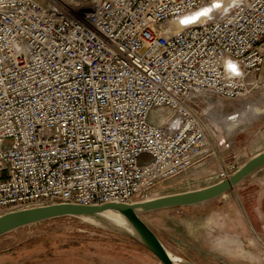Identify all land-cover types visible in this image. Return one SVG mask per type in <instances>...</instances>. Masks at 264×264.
Wrapping results in <instances>:
<instances>
[{"label": "built area", "instance_id": "built-area-1", "mask_svg": "<svg viewBox=\"0 0 264 264\" xmlns=\"http://www.w3.org/2000/svg\"><path fill=\"white\" fill-rule=\"evenodd\" d=\"M67 1L0 0V216L157 197L264 67V0Z\"/></svg>", "mask_w": 264, "mask_h": 264}, {"label": "rangeland", "instance_id": "rangeland-1", "mask_svg": "<svg viewBox=\"0 0 264 264\" xmlns=\"http://www.w3.org/2000/svg\"><path fill=\"white\" fill-rule=\"evenodd\" d=\"M40 1L61 5L69 2ZM255 80L257 86L247 96L226 99L208 95L201 99V107L207 112L212 153L200 166L159 183L155 195L216 183L211 174L227 165L240 167L264 151V67ZM257 107L260 112L254 110ZM235 112L239 115L237 121L227 127L225 119ZM171 211L168 219L160 220L156 213L149 212L140 216L177 256L197 264H264V166L211 202ZM235 233L255 258L240 255L233 242H219ZM0 264L163 263L141 243L116 230L83 220H66L28 225L0 237Z\"/></svg>", "mask_w": 264, "mask_h": 264}, {"label": "water", "instance_id": "water-1", "mask_svg": "<svg viewBox=\"0 0 264 264\" xmlns=\"http://www.w3.org/2000/svg\"><path fill=\"white\" fill-rule=\"evenodd\" d=\"M264 166V151L257 153L240 166L230 177L211 185L168 195L157 196L135 203L110 202L99 205L57 203L13 210L0 216V237L19 228L59 219L91 221L107 227L141 243L148 248L163 264H175L169 250L156 232L143 220L141 213L164 208L191 206L218 198L233 190L247 176ZM107 209L122 214L136 233L118 225L105 215ZM184 259V258H183ZM184 264H197L184 259Z\"/></svg>", "mask_w": 264, "mask_h": 264}, {"label": "bare ground", "instance_id": "bare-ground-1", "mask_svg": "<svg viewBox=\"0 0 264 264\" xmlns=\"http://www.w3.org/2000/svg\"><path fill=\"white\" fill-rule=\"evenodd\" d=\"M257 108H255L254 110L257 111V112H260V108L259 107H257ZM246 111L247 110H243L242 113H245ZM238 116H239L238 114L233 115L232 120L234 122H236ZM105 215L109 219H112L114 222H116L118 225H120V226H122V227H124V228H126L128 230H130L133 233H136L135 230L133 229L132 225L129 223V221L122 214H120L118 211L113 210V209H107L105 211ZM214 219H217V218L215 217ZM89 223H91V221H89ZM92 224H95V225H98L99 226V224H96L95 222H92ZM254 240L255 239H253L252 242H254ZM219 242L221 244H228L230 242H233V243L237 244V248H238L237 250H238V253L240 255L245 256V257H249V258H255V255H253L250 252V250H247V249H245L243 247V240L236 233L233 234V235L227 234V236L225 238H220V241ZM225 249H226V247H225ZM170 254H171V257L173 258V261L175 262V264H184V259L182 257L177 256V255H175V254H173L171 252H170Z\"/></svg>", "mask_w": 264, "mask_h": 264}, {"label": "crops", "instance_id": "crops-1", "mask_svg": "<svg viewBox=\"0 0 264 264\" xmlns=\"http://www.w3.org/2000/svg\"><path fill=\"white\" fill-rule=\"evenodd\" d=\"M238 112H235L234 113V115L235 114H237ZM232 117L233 116H228L225 120V123H226V125H227V127L228 126H231V123L230 122H234L233 120H232ZM235 123V122H234ZM185 191H188V190H185ZM179 192H183V191H179ZM173 193H178V192H171V193H166V194H162V195H168V194H173ZM162 195H160V196H162ZM216 199V198H215ZM215 199H212V200H215ZM212 200H209V201H207V202H211ZM207 202H204V203H200V204H197V205H191V206H181V207H173V208H164V209H159V210H153V211H149V213H156L157 214V216H160V220L161 219H168L171 215V213H172V211L171 210H173V209H176V208H186V207H192V206H200V205H202V204H205V203H207ZM152 227V226H151ZM152 229L154 230V228L152 227ZM155 231V230H154ZM156 232V231H155ZM157 233V232H156ZM160 237V236H159ZM161 239V238H160ZM161 241L163 242V240L161 239ZM163 244L165 245V243L163 242ZM165 247L169 250V248L165 245ZM170 251V250H169ZM171 252V251H170ZM171 253H173V252H171ZM174 254V253H173ZM176 255V254H175ZM207 259H209V257L207 258Z\"/></svg>", "mask_w": 264, "mask_h": 264}, {"label": "trees", "instance_id": "trees-1", "mask_svg": "<svg viewBox=\"0 0 264 264\" xmlns=\"http://www.w3.org/2000/svg\"><path fill=\"white\" fill-rule=\"evenodd\" d=\"M66 220H72V221H77L76 219H66ZM64 219H59V220H53V221H46V222H41V223H50V222H62L66 221ZM23 228V227H22ZM20 229V228H19Z\"/></svg>", "mask_w": 264, "mask_h": 264}, {"label": "snow or ice", "instance_id": "snow-or-ice-1", "mask_svg": "<svg viewBox=\"0 0 264 264\" xmlns=\"http://www.w3.org/2000/svg\"><path fill=\"white\" fill-rule=\"evenodd\" d=\"M185 23H187V21H185ZM235 69V66H232Z\"/></svg>", "mask_w": 264, "mask_h": 264}]
</instances>
